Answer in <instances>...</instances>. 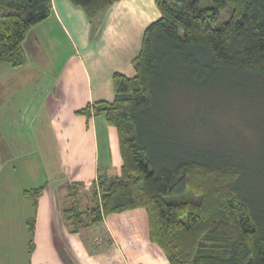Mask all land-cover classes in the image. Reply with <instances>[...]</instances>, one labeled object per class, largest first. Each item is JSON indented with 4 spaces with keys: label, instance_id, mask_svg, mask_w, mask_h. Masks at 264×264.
I'll use <instances>...</instances> for the list:
<instances>
[{
    "label": "trees",
    "instance_id": "obj_1",
    "mask_svg": "<svg viewBox=\"0 0 264 264\" xmlns=\"http://www.w3.org/2000/svg\"><path fill=\"white\" fill-rule=\"evenodd\" d=\"M71 1L94 20L118 0ZM155 2L135 74L116 72L115 98L77 111L117 129L121 172H100L86 203L70 183L64 219L78 232L145 208L169 264H264V0ZM51 11L0 0V64L26 62L27 32ZM43 189L24 193L37 206Z\"/></svg>",
    "mask_w": 264,
    "mask_h": 264
},
{
    "label": "crops",
    "instance_id": "obj_2",
    "mask_svg": "<svg viewBox=\"0 0 264 264\" xmlns=\"http://www.w3.org/2000/svg\"><path fill=\"white\" fill-rule=\"evenodd\" d=\"M160 16L155 0H118L94 20L71 0H52L50 15L27 32L26 62L19 67L0 64V195L6 201L10 196L5 162L37 174L39 184L30 188L44 185L35 217L25 189L24 211L9 206L8 215L0 216V245L12 254L9 263L26 264L28 254L33 264H169L164 250L150 239L145 208L109 214L78 232L66 226L63 214L71 206L70 183L89 184L82 189L86 203L100 172H121L117 129L102 115L88 118L77 111L115 98L114 74H135L133 59L145 29ZM10 214L19 215L14 220ZM37 251L43 254L40 260ZM4 255L0 251V264H6Z\"/></svg>",
    "mask_w": 264,
    "mask_h": 264
},
{
    "label": "rangeland",
    "instance_id": "obj_3",
    "mask_svg": "<svg viewBox=\"0 0 264 264\" xmlns=\"http://www.w3.org/2000/svg\"><path fill=\"white\" fill-rule=\"evenodd\" d=\"M208 4H209V2H208ZM4 166H5L4 181H5V185L7 186V191L9 190V193H10V196L8 194L7 195L10 198L8 197L7 198L8 201H6L4 199V197L2 195H0V216H2V217H5L8 215L7 211L9 209V206H12V208H14L16 211H20L21 209L24 211L25 199H23L21 196L23 189H25V190L31 189L30 186H34V185L39 184L38 180L34 178V176H36V178H37V174H35V172L32 173L30 167L25 166L26 170H23V166H21L19 163L16 164V163H10V162H5ZM14 166H16V169ZM13 172H16V173L13 174ZM38 174H41V172ZM19 175H20V179H19ZM87 186H89V184L85 185V188H87ZM32 202L34 204L33 199L31 201V203ZM4 203H7V206ZM30 209H31L32 216L35 217L37 206H35V204H34V206L30 205ZM13 212H14V210H13ZM27 214H28V212H27ZM16 215H19V214H10V216L8 218L16 220V218H17ZM66 226L70 227L67 222H66ZM59 229H60V231H62L61 227H59ZM64 248L67 249V247L65 245H64ZM60 249H61V253H62L63 252V245L60 246ZM0 251H2L5 254L4 257L6 256V259H5L6 264H13V263L14 264H20V262L17 263V262H14L13 260L9 263V261L7 260V256L9 258L12 254L7 251L5 246L0 245ZM23 254H24V252H23ZM41 256H43V254L39 253V251H37L35 253V257L38 260L42 259ZM26 258H27L26 264H33L32 261L30 262L31 258L28 256V254H27Z\"/></svg>",
    "mask_w": 264,
    "mask_h": 264
}]
</instances>
